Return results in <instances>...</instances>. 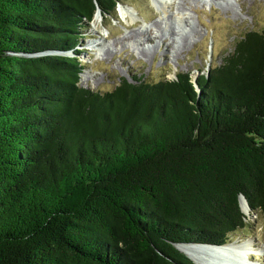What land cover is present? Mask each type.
<instances>
[{"label":"trees","instance_id":"16d2710c","mask_svg":"<svg viewBox=\"0 0 264 264\" xmlns=\"http://www.w3.org/2000/svg\"><path fill=\"white\" fill-rule=\"evenodd\" d=\"M120 1L0 0V264H196L174 245L264 213V28L195 81L88 89L82 28Z\"/></svg>","mask_w":264,"mask_h":264},{"label":"rangeland","instance_id":"374dc122","mask_svg":"<svg viewBox=\"0 0 264 264\" xmlns=\"http://www.w3.org/2000/svg\"><path fill=\"white\" fill-rule=\"evenodd\" d=\"M115 16L99 13L82 28L79 48L85 70L79 84L88 89L110 90L121 78L156 81L179 73H189L195 81L222 63L240 34L264 28V0H121ZM91 43L98 50H91ZM248 219L222 244L250 241L246 260L264 264V213Z\"/></svg>","mask_w":264,"mask_h":264},{"label":"bare ground","instance_id":"6f19581e","mask_svg":"<svg viewBox=\"0 0 264 264\" xmlns=\"http://www.w3.org/2000/svg\"><path fill=\"white\" fill-rule=\"evenodd\" d=\"M121 13L124 15H132L126 9H122ZM95 43L90 44L91 50H98ZM241 201L244 211H247L246 203L243 200ZM250 245V241H233L228 243L225 247H205V245L197 246L194 244L180 243L178 248L198 264H250L248 260H246L251 251Z\"/></svg>","mask_w":264,"mask_h":264},{"label":"water","instance_id":"95a60500","mask_svg":"<svg viewBox=\"0 0 264 264\" xmlns=\"http://www.w3.org/2000/svg\"><path fill=\"white\" fill-rule=\"evenodd\" d=\"M100 13V10H99V8H97V10H96V13H95V15H97V14H99ZM45 53H50V54H69V52H67V51H61V50H50V51H46ZM42 53H34V54H31L30 56H32V55H41ZM239 200H240V206H241V200H243L245 203H246V205H247V208H249V206H248V204H247V201H246V199H245V197L241 194L240 196H239ZM241 209L243 210V207L241 206ZM243 212L244 213H246V211H244L243 210ZM178 244H180V243H178ZM178 244H175L174 246L179 250V251H181L179 248H178ZM226 245H224V244H220V245H214V246H210V247H225ZM182 252V251H181Z\"/></svg>","mask_w":264,"mask_h":264}]
</instances>
